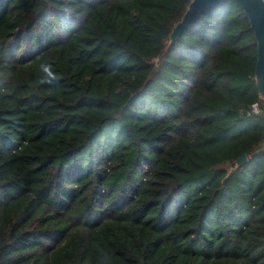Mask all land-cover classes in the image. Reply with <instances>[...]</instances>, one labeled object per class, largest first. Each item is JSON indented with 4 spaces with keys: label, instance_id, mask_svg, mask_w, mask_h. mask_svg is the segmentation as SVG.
<instances>
[{
    "label": "trees",
    "instance_id": "trees-1",
    "mask_svg": "<svg viewBox=\"0 0 264 264\" xmlns=\"http://www.w3.org/2000/svg\"><path fill=\"white\" fill-rule=\"evenodd\" d=\"M191 2L0 0V264H264L257 41L233 0L169 48Z\"/></svg>",
    "mask_w": 264,
    "mask_h": 264
},
{
    "label": "water",
    "instance_id": "water-1",
    "mask_svg": "<svg viewBox=\"0 0 264 264\" xmlns=\"http://www.w3.org/2000/svg\"><path fill=\"white\" fill-rule=\"evenodd\" d=\"M233 0H192L182 20L175 26L171 35L169 48L196 22L203 13ZM248 17L251 29L255 34L258 57L255 70V81L261 100L264 101V0H234ZM246 155L241 156L237 163L247 162Z\"/></svg>",
    "mask_w": 264,
    "mask_h": 264
},
{
    "label": "rangeland",
    "instance_id": "rangeland-1",
    "mask_svg": "<svg viewBox=\"0 0 264 264\" xmlns=\"http://www.w3.org/2000/svg\"><path fill=\"white\" fill-rule=\"evenodd\" d=\"M179 89V88H178ZM167 89L166 90H158L154 92L153 95H149L145 98V102L148 108L154 109L155 111L169 108L170 105L174 107V104L168 100L167 97ZM170 103V105H169ZM264 147V146H263Z\"/></svg>",
    "mask_w": 264,
    "mask_h": 264
},
{
    "label": "clouds",
    "instance_id": "clouds-1",
    "mask_svg": "<svg viewBox=\"0 0 264 264\" xmlns=\"http://www.w3.org/2000/svg\"><path fill=\"white\" fill-rule=\"evenodd\" d=\"M41 72L43 73L42 82H51L55 79L50 65H41Z\"/></svg>",
    "mask_w": 264,
    "mask_h": 264
},
{
    "label": "built area",
    "instance_id": "built-area-1",
    "mask_svg": "<svg viewBox=\"0 0 264 264\" xmlns=\"http://www.w3.org/2000/svg\"><path fill=\"white\" fill-rule=\"evenodd\" d=\"M262 113L261 107L258 103L253 104L250 109L248 114L251 116H256V115H260Z\"/></svg>",
    "mask_w": 264,
    "mask_h": 264
}]
</instances>
